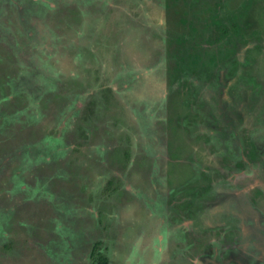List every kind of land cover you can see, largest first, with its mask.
<instances>
[{
  "label": "rangeland",
  "instance_id": "obj_1",
  "mask_svg": "<svg viewBox=\"0 0 264 264\" xmlns=\"http://www.w3.org/2000/svg\"><path fill=\"white\" fill-rule=\"evenodd\" d=\"M264 264V0H0V264Z\"/></svg>",
  "mask_w": 264,
  "mask_h": 264
},
{
  "label": "trees",
  "instance_id": "obj_2",
  "mask_svg": "<svg viewBox=\"0 0 264 264\" xmlns=\"http://www.w3.org/2000/svg\"><path fill=\"white\" fill-rule=\"evenodd\" d=\"M90 264H109V259L106 255L99 253Z\"/></svg>",
  "mask_w": 264,
  "mask_h": 264
}]
</instances>
